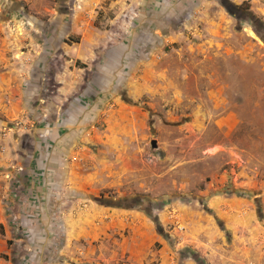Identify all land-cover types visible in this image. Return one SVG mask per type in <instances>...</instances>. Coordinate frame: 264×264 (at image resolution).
Wrapping results in <instances>:
<instances>
[{
  "label": "rangeland",
  "instance_id": "rangeland-1",
  "mask_svg": "<svg viewBox=\"0 0 264 264\" xmlns=\"http://www.w3.org/2000/svg\"><path fill=\"white\" fill-rule=\"evenodd\" d=\"M18 2L0 47L33 68V180L0 264H110L114 210L151 225L145 264H264V0Z\"/></svg>",
  "mask_w": 264,
  "mask_h": 264
},
{
  "label": "crops",
  "instance_id": "crops-1",
  "mask_svg": "<svg viewBox=\"0 0 264 264\" xmlns=\"http://www.w3.org/2000/svg\"><path fill=\"white\" fill-rule=\"evenodd\" d=\"M2 1L6 3L7 7L11 6V4L15 6L19 4L18 0ZM3 19L2 15H0V29L3 28L2 25L6 24V20ZM9 23L15 26L19 25L17 19H9ZM6 54L7 51H2L0 47V117L2 116L6 121L13 122L15 120L18 123L16 124V128L12 126L11 130H4L5 128L1 125L3 121L0 119V224L3 225V227L6 226L4 220L6 218L4 201L6 203L10 200V193L16 188L20 191H24L26 183L33 180L30 179L32 177L30 173V171H32L31 163L26 161L27 157L24 156L29 153L32 154V150H30L29 146H25V139L28 138V134L25 130L17 126L23 121L26 123V118L28 117L27 113L30 111L25 93V85L33 80V68L27 69L25 66L18 67V65H14L8 57H6ZM46 70L44 74L48 71ZM55 80L54 77V82ZM47 81H49V79H47ZM37 105L38 103L35 105L36 108L38 107ZM34 112L35 111L32 110V115L35 114ZM60 128L61 125L57 122L54 124V129H49L51 131L49 134L54 138L52 139L54 142H59ZM32 134L33 133H31V135ZM4 145H7L8 148ZM6 176H8V178ZM51 183L52 181L47 185L50 186V189ZM31 186H34V184ZM44 186H46L45 183ZM14 195L18 196V199H14L13 202H19L20 194L16 193ZM113 212L112 215H115L116 218L107 223V228L109 226L115 229V233L128 231V235L125 236L120 243H116L117 247L113 248L114 251L111 250L112 252L110 254L112 255H110L108 262L110 264H122V260L124 259V261L129 262L127 264H145L147 255L150 251L147 235L149 230H151V225L147 219L138 215L133 216L131 212L121 210H114ZM134 218H136V220H133ZM129 231H131V233H129ZM153 242H155V240ZM126 262L124 263L126 264Z\"/></svg>",
  "mask_w": 264,
  "mask_h": 264
},
{
  "label": "water",
  "instance_id": "water-1",
  "mask_svg": "<svg viewBox=\"0 0 264 264\" xmlns=\"http://www.w3.org/2000/svg\"><path fill=\"white\" fill-rule=\"evenodd\" d=\"M151 146H152V147H155V143H154V142H152V143H151Z\"/></svg>",
  "mask_w": 264,
  "mask_h": 264
},
{
  "label": "flooded vegetation",
  "instance_id": "flooded-vegetation-1",
  "mask_svg": "<svg viewBox=\"0 0 264 264\" xmlns=\"http://www.w3.org/2000/svg\"><path fill=\"white\" fill-rule=\"evenodd\" d=\"M62 43H63V40H62Z\"/></svg>",
  "mask_w": 264,
  "mask_h": 264
}]
</instances>
